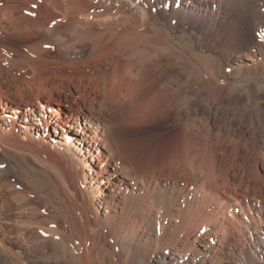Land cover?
<instances>
[{
    "label": "bare ground",
    "instance_id": "bare-ground-1",
    "mask_svg": "<svg viewBox=\"0 0 264 264\" xmlns=\"http://www.w3.org/2000/svg\"><path fill=\"white\" fill-rule=\"evenodd\" d=\"M158 22L208 94L191 57H135ZM240 70L264 79V0H0V264H264V93L229 91Z\"/></svg>",
    "mask_w": 264,
    "mask_h": 264
},
{
    "label": "rangeland",
    "instance_id": "rangeland-1",
    "mask_svg": "<svg viewBox=\"0 0 264 264\" xmlns=\"http://www.w3.org/2000/svg\"><path fill=\"white\" fill-rule=\"evenodd\" d=\"M161 22V21H160ZM158 22L154 27H155V34L157 36L162 37V42L160 43L157 41V39H151L150 41L146 40V42L142 43V45L139 46V49L136 51L135 57L139 59L141 62L143 61V58H146V56H156L158 57L159 54H171L176 56V61H180L182 58L186 57H191L192 61L194 62L193 68L190 67L191 74L189 75V83L191 86H193L194 89L200 90L201 92H205V94H208L210 92L209 90L206 89V85L203 86L202 83L200 82L201 78L199 76V70L203 67V65L208 66L206 67V71L209 72L210 70V61L204 59V55H196L195 52L192 51V47L190 46L191 38L188 35L182 34L178 30L170 29L163 23ZM159 33V34H158ZM161 33V34H160ZM163 34V35H162ZM146 39V38H145ZM144 39V40H145ZM163 40L165 41L163 43ZM190 40V41H189ZM169 52V53H168ZM175 52V53H174ZM168 53V54H167ZM201 57V58H200ZM209 61V62H208ZM195 67V68H194ZM223 67V68H221ZM220 68L224 70V66L222 65ZM204 68V67H203ZM212 68V66H211ZM213 70V69H212ZM226 72H231L230 67H226ZM202 75V74H201ZM244 72L242 70L237 71V73L233 74V78H231V86L230 90L234 89L235 87L240 88V89H247V87L251 84V82H255L256 89H262L261 91L264 93V79H260L258 77H252L247 79L245 76ZM200 82V83H199ZM200 84V85H199ZM195 85V86H194ZM200 86V87H199ZM152 127L150 126H145L144 128L142 127L141 129H138L137 131H134L133 133H137L142 136H149L152 132ZM172 141V139H166ZM162 142L160 145L162 146H169L171 143L169 142ZM166 144V145H165ZM28 178L32 181L33 183V174L28 173L26 174ZM33 188L34 192L37 195H42L41 192H43V188H40V186L35 185L33 183ZM34 193V194H35ZM50 250V248H49ZM51 255L46 258V259H40L39 262L42 264H76V260L73 258L72 251L70 248H64L61 245H55L54 247L52 246L51 248Z\"/></svg>",
    "mask_w": 264,
    "mask_h": 264
}]
</instances>
